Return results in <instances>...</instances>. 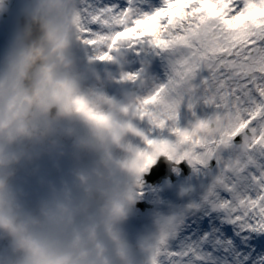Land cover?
<instances>
[{
	"label": "snow or ice",
	"instance_id": "1",
	"mask_svg": "<svg viewBox=\"0 0 264 264\" xmlns=\"http://www.w3.org/2000/svg\"><path fill=\"white\" fill-rule=\"evenodd\" d=\"M76 17L154 155L203 179L155 264H264V0H79Z\"/></svg>",
	"mask_w": 264,
	"mask_h": 264
},
{
	"label": "clouds",
	"instance_id": "2",
	"mask_svg": "<svg viewBox=\"0 0 264 264\" xmlns=\"http://www.w3.org/2000/svg\"><path fill=\"white\" fill-rule=\"evenodd\" d=\"M78 8L15 0L0 42V264H155L179 229L180 211L132 228L146 176L174 161L154 155L131 122V101L110 92L87 58Z\"/></svg>",
	"mask_w": 264,
	"mask_h": 264
},
{
	"label": "rangeland",
	"instance_id": "3",
	"mask_svg": "<svg viewBox=\"0 0 264 264\" xmlns=\"http://www.w3.org/2000/svg\"><path fill=\"white\" fill-rule=\"evenodd\" d=\"M15 20V0H13L11 5L9 4V0H3L2 4H0V41L3 40L9 27L15 22ZM172 168L174 174L176 173L178 178V181L175 184H172L169 179H164L156 186L147 184V191L141 202L152 204L155 206L156 212H153L154 209L147 211L145 217L143 218V220H147L145 224L149 222L150 214L158 213L160 215H167L171 212L180 211L187 208L188 204L198 201L202 195L203 179L202 177H198L196 175L191 166L190 173L185 177L181 176L179 168ZM188 192H190V195H188ZM156 204L159 205L156 207ZM140 212L141 211L138 209L137 215L141 214ZM206 218L207 217H202L201 219ZM145 224H143V227ZM133 225L136 226L134 222ZM143 227H141L140 224L138 229H142Z\"/></svg>",
	"mask_w": 264,
	"mask_h": 264
},
{
	"label": "water",
	"instance_id": "4",
	"mask_svg": "<svg viewBox=\"0 0 264 264\" xmlns=\"http://www.w3.org/2000/svg\"><path fill=\"white\" fill-rule=\"evenodd\" d=\"M173 166H175L174 163H166L163 159H161L160 163L157 166H155L152 169L151 173L146 177L147 181L155 185L157 183L162 182L164 178L171 177L172 179H175L172 173ZM176 166L182 168L183 177L187 176L191 171V168L187 166L186 162Z\"/></svg>",
	"mask_w": 264,
	"mask_h": 264
}]
</instances>
